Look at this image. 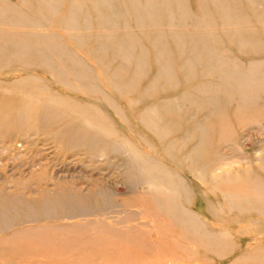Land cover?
I'll use <instances>...</instances> for the list:
<instances>
[{"label":"rangeland","instance_id":"374dc122","mask_svg":"<svg viewBox=\"0 0 264 264\" xmlns=\"http://www.w3.org/2000/svg\"><path fill=\"white\" fill-rule=\"evenodd\" d=\"M5 1L12 7L28 8L26 0ZM185 2L188 7L187 11L197 20L201 19V16H205L197 0H186ZM230 2L239 14L235 15V18H231L229 23H225L222 19L216 20V24L212 27L216 37L214 39L204 38L202 41L206 40L212 46L218 45L223 48L221 51L227 59H222L224 63L221 62V64L213 62L215 68L226 67L227 61L229 68V63L234 60L239 65V69L261 71L259 81L263 79V85L259 90H251L254 95L250 93L245 96L249 101L243 108H238L236 103L226 107L229 126L225 129L217 127V121L210 108L203 106L200 108L197 103H187L183 99V95L190 91L196 99L204 96L201 90H204L207 82L216 79L215 76H211L215 73L207 74L200 68L191 73L184 65L190 53L180 51V47L177 46L180 40L172 36V31H167V29L175 31L188 30L187 28L189 30L199 29L191 21L184 23L183 27L162 25L161 28L150 23L148 28H144L151 27L147 32L139 29L132 22L127 26L120 23L116 34L112 36L108 35V29L101 25L94 12L91 16L92 27L90 29L84 28L69 34L66 33L67 29L59 16L41 15L36 24L25 25L26 19L33 12L29 8L24 9L26 12L21 15L19 22L11 23L6 19L0 20L1 28L8 27L9 29H6L12 31H10L12 34L7 35L6 39L15 37L13 40H18L21 39L20 34H27L26 37L29 38L27 43H30L38 34L46 37H48L47 35L54 36V40L51 41L53 45L57 41L65 44L62 49H74L79 57L75 55L83 64L82 68H79L84 71L91 68L93 74L97 72V79L101 78L98 75L102 74V77H105L106 74L102 63L93 61L95 55H100L103 64L106 62L109 68L122 74L126 73L129 78L135 77L133 78V82H135L124 94H119L111 90L107 84H103L105 90L112 93L119 103L120 110H123L122 112L126 116L124 119L119 116L116 109L102 100L100 95L67 87L61 80L53 77L51 72L39 62L25 64L21 59L22 56L19 58L20 54L17 55L20 52L17 43H9L4 51L12 57L7 56L11 63H7L8 65H4V69L0 70V89L2 90H0V114L4 115L5 112L8 113L11 110L25 108V104L32 94L29 89L20 88L19 84L21 79L27 77L42 79L43 83L50 87V92L97 106L116 125L121 137H128L132 141L142 140V137L150 139L153 147L149 149V153L167 167L183 172L186 180L192 182L194 187L190 207L200 213L214 232L227 235L223 237L227 239L226 242H229L227 251L221 255L214 254L206 248L198 246L190 238L182 239L163 218L154 217L155 215L150 211L152 204L146 197L149 186L137 185V183L130 185L127 181L125 167L128 157L126 154L108 152L112 165L107 164L103 157L91 159V154L87 153L84 147L79 148L76 146L77 144H74L72 139L77 137L69 131V125L72 124L70 122L77 126L88 127L84 120L77 114L73 115L71 111H67V119L62 123L64 126L68 125L65 129L71 134L66 136L62 132H57L59 124L46 122L41 114V107L45 104L40 101L27 111L28 122L15 119L6 120L4 117L7 123L0 124V216L4 217L2 219L4 222L0 224V256H2L0 262L3 261L0 264H264V212L262 213L264 211V0H230ZM115 6L117 5L111 9L105 8L104 12L115 13L118 11ZM174 23L177 24V21ZM10 27L12 28L10 29ZM21 28L25 30L22 31ZM33 29L38 30L34 31ZM128 31H132V35L134 33L137 38L135 44H132L134 40H130L128 37L130 35ZM77 32L86 33L82 35ZM189 36L191 38L186 41L190 42L193 40V36ZM195 36L194 39H200L198 35ZM83 38L87 41V46L80 47V41ZM104 42H114L119 46L124 43L127 48L131 47L134 54L144 50L149 65L145 66L142 73L137 74V63L134 59L131 68L126 69L129 71L124 70L120 66L121 59L112 49L108 52L102 50L101 44ZM194 42L196 43L198 40L189 44ZM49 43H46L43 48H49ZM165 45L171 50L173 56V71H175L176 80L172 82H168V79L161 74L165 60L161 58L160 52L165 49ZM31 51L33 50L30 48L29 52ZM44 52L46 55L48 54L46 49ZM6 80L8 81L6 82ZM9 83L16 89L10 91L11 93L3 92V89L10 85ZM172 99L177 101L180 113L183 114L180 118H176V112H171L170 107L165 105ZM147 109L159 110V114L165 121H173L175 118L181 120L178 130L168 136V139L175 141L178 138H184L185 144L181 142L180 148L177 146L174 152L167 153L163 141L153 132L148 131L142 121L141 115ZM30 119L31 121H29ZM196 125L202 126L200 130ZM88 130H92V127H88ZM204 137L211 142L202 143L201 140H205ZM121 139L113 138L118 144H122ZM199 142H201V146L208 147L206 151L194 150ZM191 163H195L197 167L196 175L201 173L202 176L211 177L212 180L213 177L214 179L218 177L224 179L220 189L209 191L210 187L205 185L203 180L196 179V175L192 176L188 173L187 167ZM212 171L213 173H211ZM228 180L232 181L233 190L241 196L242 211L239 210L240 208L230 210L221 192V189L228 186V182H230ZM98 185H105L109 189L107 197L113 202H110L111 204L108 202V206L104 201H97L94 191ZM66 191H77L82 199L90 198L83 202H88V205L96 210L86 215L80 213L75 215L76 212L68 214L67 212L62 213L63 210L58 209L64 215L54 216L58 200L64 202L72 200L71 197L70 199L66 198ZM68 204L66 206H69ZM11 211H16L18 217H12ZM130 211H135V213L130 215L128 214ZM149 211L150 215L146 213ZM33 216L35 218L37 216V218L35 219ZM28 218L32 219L28 220ZM120 220L121 222H118ZM130 220L132 221L130 222ZM148 220L150 223L146 222ZM250 222L253 223L251 228ZM99 223L101 226L108 227L106 231V226L101 228L104 233H101V229L96 228H100ZM89 224L94 226L96 224V226L95 228L92 225L89 227ZM111 227H113V231H109ZM70 228L73 229L70 230ZM54 229H58L56 232L59 235L54 234ZM150 232L151 234H148ZM122 235L124 236L122 237ZM2 246L4 247L2 248ZM60 255L65 256L61 257Z\"/></svg>","mask_w":264,"mask_h":264},{"label":"bare ground","instance_id":"6f19581e","mask_svg":"<svg viewBox=\"0 0 264 264\" xmlns=\"http://www.w3.org/2000/svg\"><path fill=\"white\" fill-rule=\"evenodd\" d=\"M61 1H64V2L62 3ZM185 1L186 0H33V1L26 0V3L28 5L29 10L30 11L33 10V12L30 13V17H28L26 19L27 22H25V25H28L30 23L36 24L37 20L39 21L38 17L41 15L42 16L48 15L49 17L50 16L51 17L52 16H59V17H61V20L64 22V25H65L64 27L67 29L66 33H68V34L72 33V32L75 33L76 31H80V29H82V30L84 28L90 29L92 27L91 16L93 15V12H94V13H96L97 18L99 19L101 25L105 26L108 29V31H107L108 35L113 36L116 34V31H117L120 23L121 24L123 23L127 26L128 23L130 24V22H132V23L136 24L137 27H139V29H141V30L143 29L144 31L147 32V31H150L151 27L149 29H144V28L145 27L148 28V26H150V23L154 24V26H156V27L160 26L161 28H162V25L167 26V27L168 26L172 27L173 25L183 27V26H185L184 23H187V21H191V23H194V25L197 26L199 29H195V30L193 29L192 30L190 28L191 30H189V28H187L188 30L182 29V31H179V30L175 31V30L167 29V31H172L171 32L172 36L174 38H178V40H180V41H178L179 43L177 44V46L180 47V51H186V52L190 53V55H189L190 57L189 56L187 57L184 65L187 67L188 70L191 71V73H194V70H196L197 68H200L203 72H205L207 74L215 73V75H211V76H215L216 79L213 81L207 82V84L204 87V90L203 89L201 90L204 96L198 97L196 99L190 91V92H186L183 95V99L187 103L188 102L189 103L190 102L197 103L200 108H201V106L208 108V109L210 108L212 114L214 115V118L217 121V123H216L217 127H221V129L222 128L225 129L229 126V119H228V115L226 114V107L229 104L236 103L238 105V108H243L245 103H247V101H249V99L245 96L252 93L251 90L252 91L259 90L261 88V86L263 85V79L261 81H259V78H260L259 73H261V71L259 72L258 70H250V69L242 70V69H239V65L236 64V61H234L232 58H231V60H233V61H231V63H229V68H228V63H227L228 61L226 62V64H227L226 67H224V68L223 67H216L215 68L213 66V62L214 63L219 62L221 64V62L224 63V61L222 59H227L226 57L223 56V53L221 51V49H223V48L218 47V45L212 46L206 40L202 41L204 38L214 39L216 37V36H214L215 30L212 29V27L216 24V22H215L216 20L222 19V21H224L225 23H229L232 20L231 18H233L235 15L237 16L239 14L238 11L236 12V8L235 9L233 8L234 1H232L233 4H231L230 0H197V2L201 6L202 13L205 14V16H201V19H199V20H197L195 18V16H193L189 11H187L188 7H187ZM194 4H195V2H194ZM114 5H117V6H115V8H118V11H116L115 13L104 12L105 8L111 9V8H113ZM63 6H65V8H62ZM28 8H24V9H28ZM24 9L21 8V6H18V7L13 6L12 7L5 0H3L2 2L0 1V20L6 19V20L10 21L11 23L19 22L21 20L20 19L21 15L24 12H26V11H24ZM183 9L185 11H182ZM192 9H194V8H192ZM175 21H177V24L174 23ZM54 26H56V25H54ZM12 27H10V29ZM58 27H60V26H58ZM153 27H152V29H153ZM6 28H8V27H6ZM6 28L0 27V46L2 45L0 47V70L1 69L3 70L4 69L3 66L8 65L7 63H11L10 59L8 57H10V58H12V57L9 56L8 53H5V51H4L5 47L8 46L9 43H11V44L17 43V45L20 48V52L17 53V55L20 54L19 58H21V56H22L21 59L23 60V62L25 64L39 62L40 64L44 65L51 72L53 77L61 80L67 87L73 88L76 90H80V91H83V92L89 93V94L100 95V98L102 100H104L106 103L111 105L114 109H116L117 113L119 114V116L121 118H124V119L126 118V116L122 112L123 110L122 111L120 110L119 103L116 101L113 94L108 92L107 90H105L106 88L104 87L103 84L104 83H105V85L107 84V86L110 87L111 90L116 91L119 94H122V93L124 94V93H127L128 89L131 88V85L135 82V81L133 82V78H135V77L131 76L132 78H129L126 75V73L122 74L119 71H115V70L109 68V65L106 62L103 64V59L100 57V55L99 56L95 55L94 56L95 58L93 61L98 62V63L99 62L102 63L101 65L103 66V70L105 71V74H106L105 77H102L103 76L102 74L98 75V77L100 76L102 79L101 78L97 79V74H96L97 72L93 74V71H91V68L86 69L85 71L79 68V67L83 66V64L79 60L78 54H76L74 52V49H72V48L62 49L63 45H65V44H61L57 41H56L57 45L54 43V45H55L54 46L53 42H51L54 40L53 39L54 36L47 35L48 37H46L43 35L39 36V34H38V36H36V37L34 36L35 38L33 41H30V43H31L30 44V43H27V40L29 39L26 37L27 34H20L21 39H18V40H13L15 37L6 39L7 35L10 36L12 34L11 33L12 31L7 30ZM21 29H23L22 31L25 30L24 28H21ZM44 29H46V28H44ZM231 29H233V28H231ZM36 30H38V29H35L34 31H36ZM233 30H235V29H233ZM27 31H29V30H27ZM101 31L103 32L104 30H101ZM137 31H139V30H137ZM153 31H155V30H153ZM102 32H100V33H102ZM131 32L132 31H130V32L128 31V33H130V35L128 37L130 38V40H134L132 44H135V41L137 38L134 36V33L132 35ZM77 33H80V32H77ZM85 33H80V34L84 35ZM48 34H50V33H48ZM189 35L193 36L192 37L193 40H191L190 42L186 41V40H189L191 38ZM195 35H198L200 37V39H194V37H196ZM24 36H25V39H24ZM32 37H30V38H32ZM194 40H198V42H196V43L194 42L193 44L190 45L189 43L193 42ZM46 43H49V45H50L49 48H46V47L43 48V46H46ZM85 46H87V41L83 38L80 41V47H85ZM101 47H102V50L106 51V52H108L110 49H112L113 52L116 54V56L121 59L120 66L124 70L128 69V67L131 68V63L134 59H135V62L137 63V66H136V73L137 74L142 73L145 66L149 65V64H147L149 60H147V58H146L147 54L144 50L139 51L138 54H134L132 52L130 46H129V48H127L124 43L120 44V46H119V44L116 45V44H114V42H104L101 44ZM12 48H14V47H12ZM30 48L33 51L29 52ZM45 49L48 51L47 55H46V52H44ZM160 56L162 59L165 60V65H163V67H162L161 74L165 78L168 79V82H172L173 80H176V74H174L175 71H173V62H172L173 56H172L171 50H169L168 47H166V45H165V49L161 50ZM162 59H160V60H162ZM234 68H236V69L234 70ZM240 70H242V71H240ZM126 71H129V70H126ZM90 73H91V75H89ZM95 74H96V76H95ZM20 76H21V74H20ZM203 76H207V75H203ZM156 77H158V76H156ZM7 81L8 80H6V82ZM19 85L21 86L20 88L29 89L31 91L32 96L28 99L29 101L25 104V108H23L21 110H11L8 113L5 112L4 115L0 114V124L7 123L6 120H14V119L16 121L21 120V122H23V121L28 122V116L29 115H27V111H29V109H32V107H34V105H36L38 102L43 101L42 103L45 105L41 107V114H42V116H44V119L46 120V122L59 124V126H57V132H62L66 136H69L70 132L74 133L77 138L72 139V141L74 142L75 145L77 144L76 146H78L79 148L84 147L86 149L87 153L91 154V156H90L91 159L95 158V157L96 158L97 157H103L107 161V164L109 163L110 165H112L110 163V156L108 155V152H111V151L119 152V153L123 152V154H126V156L128 157L127 162H126V167H125V173H126V176L128 178L127 181L130 185L137 183V185L141 184V185L149 186L148 191L146 192L147 193L146 197L148 198V200L152 204V208H151V210L150 209L149 210L151 211V213L153 215H155L154 217L163 218L164 221H166V223L169 226H171L172 229H174L176 231V232L175 231L174 232L182 237V239L183 238H190L198 246L200 245V246L206 248L208 251H210L214 254L221 255V253H223L224 251L225 252L227 251L226 249L229 246L228 245L229 242H226L227 239L223 238L224 236H227V235L221 234V233L218 234V233L214 232V230H212L210 228V226L208 225L207 221L203 217H201L200 213L196 209H193L190 207L192 205L191 195L193 194L192 189L194 187L192 182H189L188 180H186V178L183 176L184 175L183 172H180L178 170H174V169H171L170 167H167L162 161L155 159L149 153V149H151L153 147V145L151 144L152 141L150 139L142 137V140L132 141V140L128 139V137H124V136L121 137L119 135V131L116 128V125L111 122V120L100 110V108H98L97 106H95L93 104L85 102V101L80 102V101L65 97L61 94H57L55 92H50L51 91L50 87L47 86L46 84H44L42 79H40V78H34V77L23 78V79H21ZM3 87H5V86H3ZM6 87L7 88L3 89V92L11 93L10 91L16 89L12 84H10ZM189 89H190V87H189ZM30 91H28V92H30ZM21 103H23V102H21ZM18 104H20V103H18ZM165 105L166 106L168 105V107H170L171 112L172 111L176 112L175 113L176 118H180V116L181 117L183 116V114L180 113V111H181L180 107L178 106V103L175 99L170 100ZM9 106H11V105H9ZM18 107H20V105H18ZM67 111H71L73 115L77 114L82 120H84V122L86 123V125L89 128L92 127V130H88V127H85L83 125L77 126L73 122H70L72 124L69 125V131L70 132L68 130H66L67 129L66 127L68 125L64 126L62 122H64V120L67 119ZM5 115H11V116L7 117ZM141 116H142V121L144 122V125L146 126L148 131L153 132L160 140L163 141V146L165 147V150L167 153L170 154V153L174 152L176 150L177 146L180 148L179 144H181V142L185 144L186 141L184 138L183 139L178 138L177 140H175L176 142L170 141L168 139V136H171V134L175 133L178 130L181 120L179 121L178 119L175 118L174 120L172 119L173 121H165L161 117V115L159 114V110H157V109H156V111L151 110V109H147ZM4 117L6 118V120ZM29 121H31V119ZM35 124H36V122H35ZM70 127H71V129H70ZM196 127H198V126L196 125ZM201 127L202 126H199L197 129L200 130ZM229 131H227V132H229ZM222 132H226V131H222ZM228 134H231V133H228ZM117 137L120 139L122 138L120 140V142L122 144H118L115 142V140H113V138H117ZM112 142H114V143H112ZM201 142L207 144V143H210L211 141L208 138H205V140L202 139ZM201 142H199V145H197V148L194 150H196L198 152L206 151V149L208 147L207 146H201ZM103 162H104V160H103ZM187 168H188V173H190L192 176L196 175V173H198V171H196L197 167H196L195 163L189 164ZM211 173H213V171ZM195 177H196V179L203 180L206 183L205 185L210 187L209 191L216 190V188L220 189V185L224 180V179L219 178V177L215 178V179L213 177V180L210 179L211 177L209 178V177L205 176L206 177L205 178L204 176H202L201 173H200V175H196ZM228 181H230V182H228ZM228 181H227L228 186L225 189H221L222 190L221 192L224 195L226 203H227L230 210H238V208H240L239 210L242 211V209H241L242 202H240L241 196L238 195L235 190H233L234 187H232V185H231L232 181L231 180H228ZM65 187H66V185H65ZM108 191H109V189H107V186H105V185H103V186L98 185L94 191L95 196H97V201L98 200L104 201V202H106L107 206L109 204H111L110 202H113V201H111V199H109L107 197ZM109 194H112V193L109 192ZM65 195H66L67 199H70V197H71L72 200L70 199L69 202H66V201L64 202L62 200H58L57 210L56 211L54 210V213H53V215L55 214L54 216L60 217V216L64 215V214H62L64 212H67L68 214L76 212L75 215H79V213L86 215V214L93 213V211L96 210V208L93 209V207L91 205L89 206L88 202H86V203L83 202V201H86L85 199H87V201H88V199H90V198L87 197L85 199H82L80 194L77 193V191H74V192H67L66 191ZM50 201H52V200H50ZM108 202H109V204H107ZM263 203H264V201H263ZM67 204L69 206H66ZM47 206H49V205H47ZM76 208H78V209H76ZM58 209H60V211L63 210V212L60 213V211H58ZM150 211L146 212V213H149V215H150ZM44 212H45V210H44ZM263 212L264 211H262V213ZM32 213H33V211H32ZM132 213H135V211H130L128 214L133 215ZM10 214L12 217H15V218L18 217V213L16 211H11ZM46 214L48 215V213H46ZM4 215H6V214H4ZM31 216H32V214H31ZM65 216H67V215H65ZM131 217H133V216H131ZM147 217H149V216H147ZM36 218H37V216H36ZM127 218H128V215H127ZM2 219H4V217L0 216V224L4 222V220H2ZM30 219H32V218H30ZM30 219L28 218V220H30ZM131 221L132 220H130V222ZM118 222H121V220ZM146 222H149V220ZM82 224H80V225L84 226ZM84 224H86V223H84ZM142 224H144V223H142ZM87 225H88V223H87ZM91 225L94 226L93 224H89V227ZM95 226H96V224H95ZM95 226H94V228H95ZM99 226H100V228H98V227H96V228L100 230L101 228H103L106 225L101 226L99 223ZM11 227H13V226H11ZM144 227H146V226H144ZM251 227H253L252 222H250V228ZM27 228H29V227H27ZM48 228H50V227H48ZM94 228H92V230ZM107 228L108 227L106 226L105 231L107 230ZM112 228L113 227H111V229H109V231H113L114 229H112ZM124 228H126V227H124ZM72 229L70 228V230H72ZM51 230H52V228H51ZM57 230L58 229L53 230L55 232L54 234L59 235V233L56 232ZM102 230L103 229H101V233H104V231L102 232ZM121 230H123V229H121ZM121 230H120V232H121ZM127 230H125V231H127ZM91 232H93V231H91ZM142 233L144 234L143 231H142ZM52 234H53V232H52ZM148 234H151V232ZM123 236L124 235H122V237ZM106 237H105V239H106ZM108 237H111V236H108ZM146 238H148V237H146ZM3 240H4V238H3ZM193 246H196V245H193ZM3 247L4 246H2V248ZM91 247H92V245H91ZM151 251H152V249L150 250V252ZM33 252H35V251H33ZM30 254L32 255V252H30ZM67 254H69V253H67ZM27 255H28V253H27ZM35 255H36V253H35ZM32 256H34V255H32ZM32 256H30V257H32ZM62 256L64 257L65 255H62ZM0 257H2V256H0ZM58 257H59V255H58ZM252 261H253V258H252ZM1 262H3V261H1Z\"/></svg>","mask_w":264,"mask_h":264}]
</instances>
